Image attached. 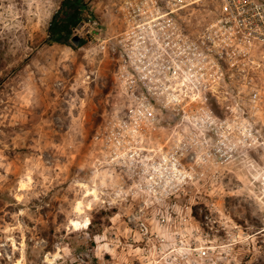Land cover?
Segmentation results:
<instances>
[{
	"label": "rangeland",
	"instance_id": "374dc122",
	"mask_svg": "<svg viewBox=\"0 0 264 264\" xmlns=\"http://www.w3.org/2000/svg\"><path fill=\"white\" fill-rule=\"evenodd\" d=\"M64 1L0 0V264H264V66L159 80L212 1Z\"/></svg>",
	"mask_w": 264,
	"mask_h": 264
},
{
	"label": "built area",
	"instance_id": "2783aa9c",
	"mask_svg": "<svg viewBox=\"0 0 264 264\" xmlns=\"http://www.w3.org/2000/svg\"><path fill=\"white\" fill-rule=\"evenodd\" d=\"M165 1L169 9L164 15L173 16L179 9L206 0ZM208 1L214 6L213 22L195 39L181 37L173 42V55L155 69L157 79H184L186 67L190 69L188 65L197 59L212 63L217 80L251 81L249 69L264 66V0ZM179 49L188 51L181 60L177 58Z\"/></svg>",
	"mask_w": 264,
	"mask_h": 264
},
{
	"label": "trees",
	"instance_id": "16d2710c",
	"mask_svg": "<svg viewBox=\"0 0 264 264\" xmlns=\"http://www.w3.org/2000/svg\"><path fill=\"white\" fill-rule=\"evenodd\" d=\"M79 2L82 1V0H78ZM71 0H65L64 3H63V6L61 7V13L58 15V16H55L53 18V23L52 24H62L61 26H57L56 29H55V32H56V37L58 38L60 35H61V31H60V28H66V26H68L67 24H69V21H72L73 19V16L71 13H68L65 9V7H67L68 3H70Z\"/></svg>",
	"mask_w": 264,
	"mask_h": 264
}]
</instances>
